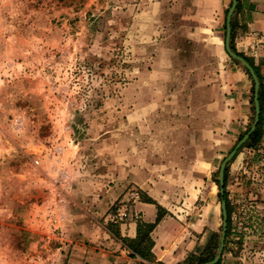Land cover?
<instances>
[{
	"label": "rangeland",
	"instance_id": "rangeland-1",
	"mask_svg": "<svg viewBox=\"0 0 264 264\" xmlns=\"http://www.w3.org/2000/svg\"><path fill=\"white\" fill-rule=\"evenodd\" d=\"M175 4L0 0V264H64L68 253L61 245H45L40 229L56 189H63L65 212L71 189L81 200L87 195L74 188L79 175L66 178L79 152L137 153L134 145L147 138V101L159 99L161 87L192 85L195 79L183 67L202 69L203 79L213 75L210 69L219 61L183 58L188 50L175 39ZM233 145L214 148V165L203 182L200 176L185 207V222L209 236L215 232L218 244L222 210L216 181ZM256 150L237 149L225 165L228 181L236 175L241 181L226 187L232 212L218 264H264V152Z\"/></svg>",
	"mask_w": 264,
	"mask_h": 264
},
{
	"label": "crops",
	"instance_id": "crops-1",
	"mask_svg": "<svg viewBox=\"0 0 264 264\" xmlns=\"http://www.w3.org/2000/svg\"><path fill=\"white\" fill-rule=\"evenodd\" d=\"M230 3L176 0L175 39L188 50L183 58L219 62L205 79L200 78L202 69L183 67V74L194 77L192 85L161 87L160 98L147 101V138L140 147L134 145L137 153L79 152L72 171L63 169L66 178L80 176L74 188L87 194L81 200L74 197V189L69 191L67 241L61 247L68 253L64 264H177L206 246L211 235L185 222V207L200 176L203 182L214 165V148L228 141L233 145L248 126L251 105V78L223 51ZM231 20L236 50L262 75L264 0H238ZM255 148L264 152V124ZM228 174L230 178V168ZM240 181L236 175L228 183L235 187ZM133 188L141 196L132 200L128 219L110 222L107 215L114 203L128 198ZM148 224L154 225L148 229Z\"/></svg>",
	"mask_w": 264,
	"mask_h": 264
},
{
	"label": "built area",
	"instance_id": "built-area-1",
	"mask_svg": "<svg viewBox=\"0 0 264 264\" xmlns=\"http://www.w3.org/2000/svg\"><path fill=\"white\" fill-rule=\"evenodd\" d=\"M55 186L59 187L61 179L65 178V175L57 177ZM60 181V182H59ZM128 198L121 200L117 205H114L111 211L107 215V219L112 223H123L128 219L131 204L133 199L139 197L138 191L135 189L129 190ZM65 198L63 197V189L59 187L56 189L53 198L50 203L46 206L43 212V223L41 226V240L48 245L55 243L58 246L62 245L67 241V229H66V212H65ZM56 247L59 250L60 247Z\"/></svg>",
	"mask_w": 264,
	"mask_h": 264
},
{
	"label": "trees",
	"instance_id": "trees-1",
	"mask_svg": "<svg viewBox=\"0 0 264 264\" xmlns=\"http://www.w3.org/2000/svg\"><path fill=\"white\" fill-rule=\"evenodd\" d=\"M238 1V0H237ZM233 39H234V28H233V21H230V41H229V45L230 48L237 53L238 55H240L241 57H243L246 61H248L250 63V65L252 66L255 74L258 77V81H259V88H258V101H259V107H260V112H259V119L258 122L256 124L255 129L251 132V134L249 135V137L247 138V140L238 148H242V147H255L258 142L260 141L262 134H263V124H264V79L263 76L260 74V71L258 69V67L253 63V61L247 57L246 55H244L243 52L237 51L234 43H233ZM237 64H239L241 67H243V69L246 71V73L250 76V73L248 72L247 68L238 60L233 59ZM252 80V78H251ZM252 87H254V84L252 85ZM252 108L254 110V106H253V88H252ZM250 128V124L247 127V129L241 133L237 139L240 140V138L243 136L244 133H246ZM236 141V142H237ZM235 145V144H234ZM233 145V147H234ZM232 147V148H233ZM226 182H227V166H225L224 168V175H223V194H219L220 200H224L225 201V189H226ZM216 183L219 186V182L218 180L216 181ZM250 194V193H247ZM252 194V193H251ZM256 196V195H255ZM258 198V197H256ZM249 199H252V195H249ZM150 201V199H148ZM225 205H226V216H228V205L226 204L225 201ZM159 220V216H157L156 221ZM228 221V218H227ZM154 224H148L147 228L150 229ZM227 232H228V224L225 230V240H226V236H227ZM216 233L213 232L210 236L209 241L207 242V245L204 247L203 251L201 252L200 255H195V254H190L187 256V258L183 261V262H179L177 264H200L203 263L205 261L211 260L212 258L215 257L216 254V250L218 249V242L216 239ZM221 261V258L215 263L218 264Z\"/></svg>",
	"mask_w": 264,
	"mask_h": 264
},
{
	"label": "water",
	"instance_id": "water-1",
	"mask_svg": "<svg viewBox=\"0 0 264 264\" xmlns=\"http://www.w3.org/2000/svg\"><path fill=\"white\" fill-rule=\"evenodd\" d=\"M237 0H231L230 6L227 10L226 13V33H225V51L227 54L232 57L233 59H236L240 61L248 70L250 73V76L252 78L254 87H253V103H254V117L253 121L250 125L249 130L243 134V136L240 138V140L234 145L232 150L224 157V159L221 161L220 166H219V171H218V182H219V193L223 194V175H224V168L226 163L232 158V156L235 154L236 150L247 140L251 132L255 129L256 124L259 119V112H260V107H259V101H258V88H259V81L258 77L255 74L252 66L248 61H246L243 57L235 53L229 45L230 41V20L231 17L234 14V10L236 8ZM221 210H222V227H221V233H220V241H219V247L217 254L215 255L214 258L211 260L205 261L200 264H215L222 255V251L224 248V241H225V230H226V212H225V203L223 200H221Z\"/></svg>",
	"mask_w": 264,
	"mask_h": 264
},
{
	"label": "flooded vegetation",
	"instance_id": "flooded-vegetation-1",
	"mask_svg": "<svg viewBox=\"0 0 264 264\" xmlns=\"http://www.w3.org/2000/svg\"><path fill=\"white\" fill-rule=\"evenodd\" d=\"M228 170H227V182H226V187H227V184H228ZM232 191V190H231ZM225 192H226V195H225V201H226V204L228 205V216H226V227H227V224H228V232H227V236H226V238L228 237V235H229V231H230V215H231V212H232V207H231V201H230V198H231V196H230V193L228 192V189L226 188L225 189ZM220 194V193H219ZM219 194H218V196H219ZM221 195V194H220ZM219 199H220V197H219ZM222 200V199H221ZM220 200V201H221ZM224 201V200H223ZM225 201H224V203H225ZM225 211H226V205H225ZM227 218H228V221H227Z\"/></svg>",
	"mask_w": 264,
	"mask_h": 264
}]
</instances>
